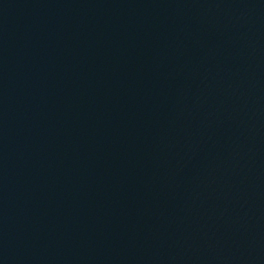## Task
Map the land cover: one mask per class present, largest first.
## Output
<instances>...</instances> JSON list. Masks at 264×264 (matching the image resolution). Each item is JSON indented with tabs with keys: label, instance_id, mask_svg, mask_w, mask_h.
<instances>
[{
	"label": "water",
	"instance_id": "1",
	"mask_svg": "<svg viewBox=\"0 0 264 264\" xmlns=\"http://www.w3.org/2000/svg\"><path fill=\"white\" fill-rule=\"evenodd\" d=\"M0 264H264V0H0Z\"/></svg>",
	"mask_w": 264,
	"mask_h": 264
}]
</instances>
